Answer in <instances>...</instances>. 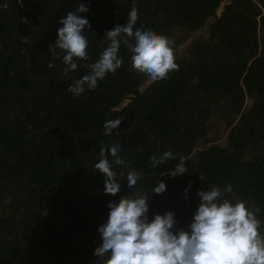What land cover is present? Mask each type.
Here are the masks:
<instances>
[{"label":"trees","instance_id":"1","mask_svg":"<svg viewBox=\"0 0 264 264\" xmlns=\"http://www.w3.org/2000/svg\"><path fill=\"white\" fill-rule=\"evenodd\" d=\"M21 3L0 0V264H98L93 253L108 203L145 189L149 221L171 212L176 229L187 230L197 192L231 185L222 198L258 208L264 235V0ZM79 3L89 6L80 15L91 26L84 31L90 59L74 58L77 70L65 73L63 52L54 59L48 47L58 21ZM133 5L134 30L174 41L178 70L153 81L133 69L121 44L122 66L74 97L67 88L89 73L82 65L98 60L110 43L106 31L124 25ZM117 118L120 125L105 135V122ZM113 144L128 164H112L121 184L115 196L104 193L95 170L101 147ZM165 151L176 160L152 167L150 157ZM181 157L187 173L161 176ZM130 171L140 174L132 188ZM158 182L166 185L162 194L151 191Z\"/></svg>","mask_w":264,"mask_h":264},{"label":"clouds","instance_id":"2","mask_svg":"<svg viewBox=\"0 0 264 264\" xmlns=\"http://www.w3.org/2000/svg\"><path fill=\"white\" fill-rule=\"evenodd\" d=\"M17 4L22 7L21 0H17ZM4 7L7 8L8 4ZM88 10V5L79 3L74 11L61 18L58 23L62 27L57 30V39L49 44L48 50L54 59H60L57 49L63 52L62 62L67 66L65 73L77 70L74 58L82 61L90 59L84 31L91 26L88 19L80 15ZM138 18V9L133 5L124 25L106 31L105 38L109 45L95 63L82 65L89 69V73L70 84L67 92L78 97L86 89L95 90L98 81L104 79L106 74H114L123 63L122 58L118 57L121 44L132 53L133 69L146 74L153 81L167 79L170 72L178 70L172 47L174 41L143 26L134 30ZM48 66L51 68L54 65ZM120 123L119 118L105 122V135L111 134ZM121 151L118 144L100 149L101 159L95 164V170L104 177L105 194L115 196L121 190L112 167L113 163L128 166L127 161L119 155ZM109 155L114 158L112 162ZM169 160H176L171 151L163 152L159 158L155 155L150 157L154 168ZM185 173V160L181 157L174 170L161 173V176L174 178ZM139 178L138 172L130 171L127 186L134 187ZM165 190L163 182H158L151 189L156 194H162ZM231 190V185H228L223 192ZM223 192L214 185H210L206 191L197 192L199 206L187 230L176 229L177 221L171 212L157 214L149 221L147 189L135 197H121L118 202H109L107 222L98 228L101 244L95 248L93 255L98 258V264H264V235L259 231L261 221L256 218L260 210H250L241 201L233 204L222 198Z\"/></svg>","mask_w":264,"mask_h":264},{"label":"rangeland","instance_id":"3","mask_svg":"<svg viewBox=\"0 0 264 264\" xmlns=\"http://www.w3.org/2000/svg\"><path fill=\"white\" fill-rule=\"evenodd\" d=\"M221 10L218 11V14L220 13ZM205 28L202 31L197 32L196 34H194L188 41H186L179 49H178V53L182 54L183 51L189 46V44L191 43L192 40L199 38L203 32H204Z\"/></svg>","mask_w":264,"mask_h":264}]
</instances>
